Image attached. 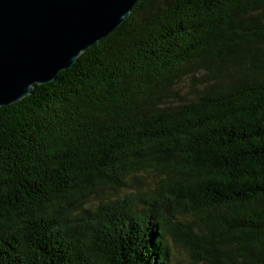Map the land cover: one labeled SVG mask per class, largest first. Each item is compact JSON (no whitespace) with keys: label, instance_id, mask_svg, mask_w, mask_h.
<instances>
[{"label":"trees","instance_id":"trees-1","mask_svg":"<svg viewBox=\"0 0 264 264\" xmlns=\"http://www.w3.org/2000/svg\"><path fill=\"white\" fill-rule=\"evenodd\" d=\"M264 264V0H138L0 107V264Z\"/></svg>","mask_w":264,"mask_h":264},{"label":"water","instance_id":"water-1","mask_svg":"<svg viewBox=\"0 0 264 264\" xmlns=\"http://www.w3.org/2000/svg\"><path fill=\"white\" fill-rule=\"evenodd\" d=\"M138 0H0V107L26 98L115 31Z\"/></svg>","mask_w":264,"mask_h":264},{"label":"rangeland","instance_id":"rangeland-1","mask_svg":"<svg viewBox=\"0 0 264 264\" xmlns=\"http://www.w3.org/2000/svg\"><path fill=\"white\" fill-rule=\"evenodd\" d=\"M170 247V263L183 264L188 260V253L181 246L169 243Z\"/></svg>","mask_w":264,"mask_h":264}]
</instances>
